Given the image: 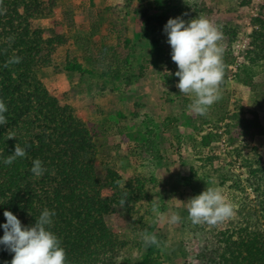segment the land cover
<instances>
[{
  "label": "rangeland",
  "instance_id": "obj_1",
  "mask_svg": "<svg viewBox=\"0 0 264 264\" xmlns=\"http://www.w3.org/2000/svg\"><path fill=\"white\" fill-rule=\"evenodd\" d=\"M53 2L50 14L29 20L44 38L58 37L61 43L53 62L33 73L56 100L68 129L82 131L68 152L83 177L77 200L121 199L129 182L142 184L146 199L118 204L97 217L129 244L119 262L202 264L199 254L218 249L222 232L239 224L238 209L256 203L246 178L250 162L264 169V55L253 46L264 33V0ZM146 12L167 16L164 25L169 18L188 21L202 15L221 28L224 80L220 99L206 115L189 111L192 97L176 88L178 68L164 25L156 32L147 28ZM241 120L260 134L250 138ZM207 187L218 188L234 214L215 225H196L186 202ZM153 200L165 219L152 212ZM173 212L181 217L177 224L166 220ZM144 231L155 234L160 247L148 250Z\"/></svg>",
  "mask_w": 264,
  "mask_h": 264
},
{
  "label": "trees",
  "instance_id": "obj_2",
  "mask_svg": "<svg viewBox=\"0 0 264 264\" xmlns=\"http://www.w3.org/2000/svg\"><path fill=\"white\" fill-rule=\"evenodd\" d=\"M53 5V0L49 3L3 0L0 5L6 9V13L0 14V100L8 108L7 124L0 125V225L6 223L5 210L16 215L24 226H33L45 208L54 210L56 215L49 230L60 239L66 264H121L118 256L128 248V242L119 240L97 218L104 211L117 209L119 195L77 200L82 196L78 186L83 177L77 175L75 165L69 162L68 152L71 146L77 145L82 131L68 129L56 100L33 73L35 67L53 62L61 41L58 37L44 38L41 29L31 28L29 19L50 14ZM143 16L145 26L155 32L167 20L165 15L147 12ZM157 42L152 39L159 49ZM253 46L264 55V33L257 34ZM13 55L21 57V62L4 67ZM114 72L119 75L120 69ZM240 122L250 131V138L260 134L251 123L246 126L244 120ZM12 133L15 138L8 139ZM17 143L26 148L27 156L17 158L11 165L4 164ZM236 154L239 155L238 150ZM35 158L47 169L39 178L30 171ZM249 166L246 178L254 188L256 203L238 209L239 224L222 232L218 249L199 254L202 264H264V169L254 161ZM185 180L188 184L192 182V179ZM136 185L130 182L126 185L130 188L125 191L126 204L146 199L142 184ZM236 188L245 189L238 184ZM3 234L0 227V237ZM13 255L0 245V264H10Z\"/></svg>",
  "mask_w": 264,
  "mask_h": 264
},
{
  "label": "clouds",
  "instance_id": "obj_3",
  "mask_svg": "<svg viewBox=\"0 0 264 264\" xmlns=\"http://www.w3.org/2000/svg\"><path fill=\"white\" fill-rule=\"evenodd\" d=\"M3 0H0V5ZM6 13V9L0 7V14ZM183 15H187L184 13ZM167 35V43L171 47V60L177 65L175 76L179 78L176 88L180 93L191 96L188 109L198 116L207 114L210 107L220 99V86L224 80L225 66L223 63L224 47L221 43L223 32L205 16L185 21L182 16L169 18L163 28ZM12 39L11 37L9 38ZM21 57L13 55L5 62L4 67L21 62ZM8 108L3 100H0V125L7 124ZM15 138L12 133L8 139ZM27 156L26 148L19 143L15 145L14 153L4 159V164L11 165L17 158ZM31 173L39 178L47 169L39 158L32 161ZM116 184L125 188L119 180ZM127 193L120 199L123 207L127 200ZM188 218L193 224L207 223L215 225L234 214L233 207L225 201V197L218 188L207 187L200 194L188 199L186 202ZM152 212L159 219H165L159 212V205L152 201ZM6 223L0 225L3 228V236L0 237V245L14 254L10 264H66L67 257L61 241L50 231L53 224L54 210L45 208L38 218H35L33 226H24L11 211L3 213ZM170 224H177L181 217L178 213H171L166 217ZM141 238L145 247H160V241L156 235L144 231Z\"/></svg>",
  "mask_w": 264,
  "mask_h": 264
}]
</instances>
